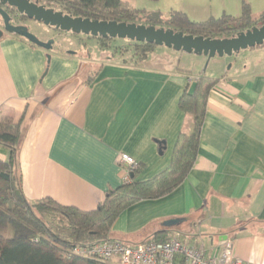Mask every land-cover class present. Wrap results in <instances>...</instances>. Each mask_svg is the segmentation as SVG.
Masks as SVG:
<instances>
[{
  "label": "crops",
  "instance_id": "obj_1",
  "mask_svg": "<svg viewBox=\"0 0 264 264\" xmlns=\"http://www.w3.org/2000/svg\"><path fill=\"white\" fill-rule=\"evenodd\" d=\"M183 5L170 12L197 22L219 17ZM53 50L16 35L0 38V118L22 127L12 173L32 203L50 198L92 211L126 183L122 153L142 166L136 182L169 167L179 134L193 128L179 100L205 73L206 58L193 68L170 56L128 65L104 53ZM250 54L213 65L209 78L218 84L194 167L169 195L126 210L112 228L115 241L139 245L158 233L181 235L216 256L229 240L238 259L264 264V48ZM9 158L0 146V161Z\"/></svg>",
  "mask_w": 264,
  "mask_h": 264
},
{
  "label": "trees",
  "instance_id": "obj_2",
  "mask_svg": "<svg viewBox=\"0 0 264 264\" xmlns=\"http://www.w3.org/2000/svg\"><path fill=\"white\" fill-rule=\"evenodd\" d=\"M34 1L56 4L66 13L80 14L71 15L73 17L164 27L185 35L211 39L231 38L264 24V14L259 20L253 17L250 5L245 1L240 17L223 15L202 22L193 21L178 11H171L169 18L164 20L161 12L136 9L125 0ZM21 19L29 21L25 16H21ZM97 40L113 48L116 54L124 48L114 46L116 40L113 39ZM128 43L133 47L132 61L135 65L146 61L158 48L147 43ZM258 48H264V45L255 49ZM217 84L218 80L203 73L196 80L193 91H190V85L186 87L179 100V108L192 117L193 128L191 133L179 134L169 167L147 181L136 182L142 169L140 165L132 173L131 183H124L109 191L105 200L92 211L63 206L50 198L34 203L26 198L12 173L22 136L21 121L16 122L10 117L0 118V146L10 151L9 161H0V174L9 175V180L0 177V264H111L75 255L74 250L115 241L112 228L126 210L142 201L163 198L184 183L198 157L208 98ZM169 240V237L158 233L149 242Z\"/></svg>",
  "mask_w": 264,
  "mask_h": 264
},
{
  "label": "water",
  "instance_id": "obj_3",
  "mask_svg": "<svg viewBox=\"0 0 264 264\" xmlns=\"http://www.w3.org/2000/svg\"><path fill=\"white\" fill-rule=\"evenodd\" d=\"M6 9L25 16L29 21L40 23L63 33L90 36L95 39L126 40L137 43H147L157 47H165L179 53L191 54L206 58L203 72L215 58L233 57L241 51H247L264 45V24L238 33L231 38L211 39L202 36L185 35L173 29L147 26L137 23L117 21H99L90 18L65 15L62 11L47 7L34 0H0V38L6 33L22 37L33 45L51 52L55 41H42L24 25H14L12 17ZM51 56L48 55V60ZM1 178L9 180L6 173ZM169 224H177L171 221Z\"/></svg>",
  "mask_w": 264,
  "mask_h": 264
},
{
  "label": "rangeland",
  "instance_id": "obj_4",
  "mask_svg": "<svg viewBox=\"0 0 264 264\" xmlns=\"http://www.w3.org/2000/svg\"><path fill=\"white\" fill-rule=\"evenodd\" d=\"M130 1H131L130 4L136 9L156 10L161 12L163 14L162 18L164 20H167L169 18L171 6L172 8L176 6H181L182 3H184L183 6L192 7L193 10H195L196 12L195 15H206V16L219 15V17L223 15H230L232 17H236L234 15L241 16L243 14V2L245 1L250 5L251 13L253 17L259 20L260 17L264 14V0H167V1L163 0L160 3L150 2L149 0H130ZM43 5H46L47 7L50 8H54L57 11L64 12L56 4L49 5L47 3H44ZM219 17H214V18H219ZM139 20L141 22H144V20L141 18ZM0 28H2V22H0ZM30 32L35 34L42 41H47L49 38L55 35L52 30L45 27L44 25H39L37 23H30ZM57 43H58L56 44L57 47L59 48V46L62 45L63 46L62 49L64 50H72L77 52L84 50L86 51L85 53H88L89 51L90 53L95 55L104 53L106 54L105 59L112 58L115 60H119L120 62L123 61L129 62L128 63L129 65H133V64L135 65V62L132 61L133 47L126 40L117 39L114 42V46L124 47L123 49H119L118 54H116V51L113 48H108L105 45H102V43H100L99 40L92 38L89 39L85 36L73 37L70 36V34L68 35L63 34L60 37H58ZM250 51L251 50L241 51L239 54L234 55L233 57L215 58L211 60L205 72L206 75L209 77V74H211V68L213 67V65H215L216 61H221V59H230V61H234V59H236L237 57H239L240 60H244L246 57H252ZM52 52H55V49ZM166 56H170L173 59L175 58L177 62L186 64L187 66L186 68H193L192 66L194 65V62H196L197 59H199V56L185 54V53L182 54L179 52H175L174 50L163 47L160 49L155 48L153 54H151L146 61L147 62L150 60L152 61L154 57H157L159 61L160 60L165 61L167 60ZM144 62H140L138 64H142ZM229 66H231V63H229L227 67Z\"/></svg>",
  "mask_w": 264,
  "mask_h": 264
},
{
  "label": "built area",
  "instance_id": "obj_5",
  "mask_svg": "<svg viewBox=\"0 0 264 264\" xmlns=\"http://www.w3.org/2000/svg\"><path fill=\"white\" fill-rule=\"evenodd\" d=\"M120 164L125 171L126 183L140 163L122 153ZM74 254L111 264H253L244 262L234 255L232 241H225L216 256H208L203 246L192 245L181 235L167 242H147L127 245L118 241L103 242L89 248H76Z\"/></svg>",
  "mask_w": 264,
  "mask_h": 264
},
{
  "label": "flooded vegetation",
  "instance_id": "obj_6",
  "mask_svg": "<svg viewBox=\"0 0 264 264\" xmlns=\"http://www.w3.org/2000/svg\"><path fill=\"white\" fill-rule=\"evenodd\" d=\"M6 10H7L8 13L10 14V16L12 17V20H13V24H14V25H24V26H27V27L29 28V30H30V23H36V22H34V21H27V22H25L24 20L21 19V15H18L15 11H13V10H11V9H6ZM64 14H65V15H80V14H70V13H66V12H64ZM28 22H29V23H28ZM37 24L42 25V24H40V23H37ZM49 29L52 30L53 33H54L55 35H53V37L49 38L47 41L53 39V40L55 41L54 47L57 46L56 44H58V43H57V39H58V37H60V36L63 35V34H66V35L70 34V36H73V37L84 36V35H74V34H71V33H63V32H60V31L55 30V29H52V28H49ZM85 37H87V38H89V39L92 38V37H90V36H85ZM96 40H97V39H96ZM83 47H84V45H83ZM59 48L62 50L63 46L60 45ZM66 51L71 52L72 50H66ZM73 53H75V51H74ZM87 54L91 55L92 53H90V52L88 51ZM113 54H114V53H113ZM113 54H112V55H113Z\"/></svg>",
  "mask_w": 264,
  "mask_h": 264
}]
</instances>
